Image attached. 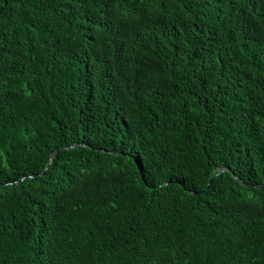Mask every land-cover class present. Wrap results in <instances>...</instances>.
I'll use <instances>...</instances> for the list:
<instances>
[{
	"label": "trees",
	"instance_id": "obj_1",
	"mask_svg": "<svg viewBox=\"0 0 264 264\" xmlns=\"http://www.w3.org/2000/svg\"><path fill=\"white\" fill-rule=\"evenodd\" d=\"M0 264H264V0H0Z\"/></svg>",
	"mask_w": 264,
	"mask_h": 264
},
{
	"label": "water",
	"instance_id": "obj_2",
	"mask_svg": "<svg viewBox=\"0 0 264 264\" xmlns=\"http://www.w3.org/2000/svg\"><path fill=\"white\" fill-rule=\"evenodd\" d=\"M66 148H71V147H66ZM63 149H65V148H60V149H57V150H55L51 155H50V160H49V163H48V165L46 166V168L45 169H47L48 168V166H49V164H50V162L53 160V158L55 157V155L60 151V150H63ZM221 171H224V169H220L219 171H217L216 172V174L215 175H217V174H219ZM227 171H229V170H227ZM44 173V172H43ZM238 180V179H237Z\"/></svg>",
	"mask_w": 264,
	"mask_h": 264
}]
</instances>
